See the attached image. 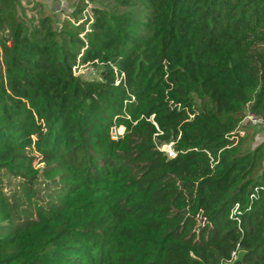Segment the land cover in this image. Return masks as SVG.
Masks as SVG:
<instances>
[{
  "label": "trees",
  "instance_id": "trees-1",
  "mask_svg": "<svg viewBox=\"0 0 264 264\" xmlns=\"http://www.w3.org/2000/svg\"><path fill=\"white\" fill-rule=\"evenodd\" d=\"M23 1L0 0V264H264V148L227 137L264 117V0H78L60 26Z\"/></svg>",
  "mask_w": 264,
  "mask_h": 264
},
{
  "label": "rangeland",
  "instance_id": "rangeland-1",
  "mask_svg": "<svg viewBox=\"0 0 264 264\" xmlns=\"http://www.w3.org/2000/svg\"><path fill=\"white\" fill-rule=\"evenodd\" d=\"M84 1L86 2V4L88 3L84 11V14L86 16H88L92 7L99 6L97 3H93L90 0ZM77 2L78 0H25L22 2V5L25 8L27 18L33 17L36 19L38 9L41 8L42 10H44L45 14L52 15L57 18L56 25L60 26L63 19L69 13H71ZM33 8H36V10ZM74 73L76 76H80L83 79L95 81L100 80L99 69L92 68L91 66H79L78 68L74 69ZM119 129L120 128L115 130L113 128L111 134L117 136L123 135L124 129L121 133L119 132ZM168 143H172V141ZM258 145H262L264 148V135L258 131H250L248 132L247 138H244V140L242 141L240 147L242 152H247L253 151Z\"/></svg>",
  "mask_w": 264,
  "mask_h": 264
},
{
  "label": "built area",
  "instance_id": "built-area-1",
  "mask_svg": "<svg viewBox=\"0 0 264 264\" xmlns=\"http://www.w3.org/2000/svg\"><path fill=\"white\" fill-rule=\"evenodd\" d=\"M247 129H256L257 131L261 132L264 135V117L254 113L252 111L247 112L242 120L237 125L236 129H234L230 134L227 135L228 140L236 145L239 142L240 138L245 137ZM112 139L116 140L118 138L117 135L111 134ZM154 145L156 146L157 150L161 151L168 159L175 158L177 153L174 148V142L172 143H163L157 144L155 140H153ZM210 157V154L207 153ZM238 209V205L236 206L233 213H236ZM237 250L231 253L230 261L225 264H234V262L238 259Z\"/></svg>",
  "mask_w": 264,
  "mask_h": 264
}]
</instances>
